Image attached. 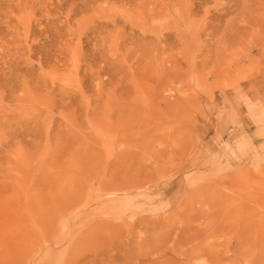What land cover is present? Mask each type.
Returning <instances> with one entry per match:
<instances>
[{
	"label": "rangeland",
	"instance_id": "obj_1",
	"mask_svg": "<svg viewBox=\"0 0 264 264\" xmlns=\"http://www.w3.org/2000/svg\"><path fill=\"white\" fill-rule=\"evenodd\" d=\"M0 264H264V0H0Z\"/></svg>",
	"mask_w": 264,
	"mask_h": 264
}]
</instances>
